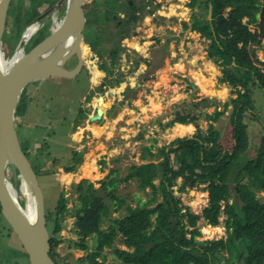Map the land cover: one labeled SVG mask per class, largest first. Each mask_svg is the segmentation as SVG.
Masks as SVG:
<instances>
[{
    "label": "rangeland",
    "instance_id": "1",
    "mask_svg": "<svg viewBox=\"0 0 264 264\" xmlns=\"http://www.w3.org/2000/svg\"><path fill=\"white\" fill-rule=\"evenodd\" d=\"M28 1L24 0V6ZM101 1L87 0L84 13L89 9L94 11L96 7L102 8ZM107 1L111 5L116 4V0ZM202 1L118 0L120 6L116 16L125 19L129 13L128 6H133L134 13L139 17L123 30L114 58L109 57L107 52L101 59L96 56L91 42L93 23L88 20L83 30L84 65L80 73L70 79L48 78L39 88L38 82L25 87L27 105L25 115L18 119L21 123L18 139L22 146L27 147L30 155L26 157L31 165L41 170L37 178L43 191L45 209L50 212L55 210L61 192L68 207L55 235L59 240L55 248L59 264H79L80 259L95 246V235L86 238L85 250L75 245L79 238L78 229L70 213L80 203L78 184L82 190L89 188L90 191H97L104 200L108 217L125 214L123 207L114 211L116 203L99 187L101 181L109 179L107 175L111 169L115 170L110 177L116 181L117 198L135 206L145 203L154 192L157 199L151 206L155 205L161 200L159 179L153 181L154 188L140 189L136 178L125 179L131 167L150 160L158 161L159 148L177 139L192 137L198 129L205 134L210 124L206 115L214 110L224 109L212 123L219 133V146L231 149L230 100L236 95L230 86L220 82L222 67L207 56L210 27L203 28L201 32L189 28L193 17L204 15V10L197 7ZM60 9L52 10L44 18V21H51L49 30L62 19L64 12L61 13ZM182 22L188 27L185 28ZM38 23L24 24V19L21 21L24 30L32 24L36 25L25 46L41 27ZM113 24L114 21L108 19L103 28L111 31ZM110 45L108 43L104 47L107 49ZM1 48L4 54L9 53L8 43H2ZM13 51L5 57L10 58ZM256 53L264 60V40ZM101 63H105L111 73L106 75L98 70ZM73 64L74 57L66 63L69 67ZM117 79L120 82L115 84ZM252 99L253 111L247 113L244 119L250 155L254 154L264 133V95L259 87L252 89ZM226 103L229 105L224 108ZM97 108L102 110V114L100 118L91 120ZM181 115L196 116L197 127L193 124L188 127L178 123L168 125ZM73 157H77L78 161H74ZM71 165L76 166L75 170L65 172L64 167ZM6 173L10 175L9 170ZM181 183L182 179L178 178L172 189L188 211L198 216L191 225V228L199 229L201 235L198 239L225 237L223 212L218 217L217 226L207 224L201 216L208 200L204 186L179 191ZM230 187L233 189L234 185ZM256 194L264 200V192L257 191ZM18 200L23 206L21 195H18ZM107 224L108 220L104 218L101 228ZM9 232L0 239V264H29L28 259L21 255L23 250L17 237ZM113 243L125 248L119 237ZM223 254L231 257L230 264H237L243 252L230 250ZM104 255L109 264L119 263L111 248H105Z\"/></svg>",
    "mask_w": 264,
    "mask_h": 264
},
{
    "label": "trees",
    "instance_id": "2",
    "mask_svg": "<svg viewBox=\"0 0 264 264\" xmlns=\"http://www.w3.org/2000/svg\"><path fill=\"white\" fill-rule=\"evenodd\" d=\"M57 1L29 0L25 6L24 0L10 1L2 36V43H8L9 53L4 56L10 55L20 39L24 30L21 21L24 19V24L31 23ZM94 1L97 3L99 0ZM101 2L102 8L96 7L94 11L89 9L84 14L86 21L93 23L91 42L96 56L101 59L107 52L109 57L114 58L115 50L123 37V30L139 16L134 13L133 6H128V16L121 19L116 16L120 6L118 0L115 5L107 0ZM208 6L211 7L210 19L207 18ZM197 7L204 10V15L193 17L189 28L201 32L203 28L210 27L207 56L222 67L219 80L230 86L236 95L230 100L232 147L222 149L219 146V133L212 123L224 109L214 110L206 115L210 124L205 134L198 129L192 137L177 139L159 148L158 161L150 160L139 166H132L125 179L136 178L140 189L154 188L153 181L159 179L161 200L153 206L151 205L157 199L154 192L145 203L135 206L117 198L116 181L110 177L115 170L111 169L107 175L109 179L101 181L99 187L105 196L116 203L114 211L122 207L125 209V214L118 217L107 216L109 214L104 200L96 190H82V186L78 184L80 203L70 213L78 229L76 247L85 250L86 238L95 235L93 250L87 252L79 264H109L105 260V248L112 249L119 260L118 264H230L231 257L227 258L223 254L230 250L243 252L237 264H264V200L256 194L257 191L264 192V133L254 154L250 155L247 124L244 122L246 114L252 113L254 108L252 89L259 87L264 95V60L258 58L256 53L264 40V0H203ZM64 10L65 6L62 5L60 12ZM44 18L38 20L41 27L24 50L49 32L51 21H44ZM108 19L114 21V29L111 31L103 28ZM182 25L188 27L185 22ZM108 43L112 45L106 49L104 45ZM98 69L107 75L111 73L105 63H101ZM119 82L120 80H115V84ZM26 100L24 89L15 110L14 125L17 134L21 124L18 119L26 112ZM227 105L229 104L226 103L224 108ZM174 123L179 126H195L196 116L181 115L172 119L168 125ZM20 146L26 156L30 155L27 147L21 143ZM147 150L150 151L149 148ZM142 156L145 157L144 154ZM72 159L78 161L77 157ZM31 166L36 175L41 172L38 166ZM75 168V165H71L64 167V170L72 172ZM6 177L10 182L13 181L11 173L9 176L6 173ZM178 178L182 179L179 191L204 186L208 200L201 216L207 224L217 226L218 217L223 212L225 237L198 239L201 235L199 229L191 228L198 216L188 211V207L182 204L172 189ZM231 185H234L233 189ZM67 211L66 198L62 192L56 200L55 210L50 212L45 209L49 254L55 264H59L55 253L59 240L55 235L60 230L61 218ZM104 218H107L108 224L101 228ZM9 231L13 233L0 213V239L10 233ZM117 237L125 248L114 245ZM21 255L27 258L24 250Z\"/></svg>",
    "mask_w": 264,
    "mask_h": 264
},
{
    "label": "water",
    "instance_id": "3",
    "mask_svg": "<svg viewBox=\"0 0 264 264\" xmlns=\"http://www.w3.org/2000/svg\"><path fill=\"white\" fill-rule=\"evenodd\" d=\"M11 0H0V50L5 32L7 11ZM87 0H58L35 18L38 22L54 9L65 6L62 19L49 32L24 50V34L16 47L22 49L12 64L0 67V213L21 244L29 264H55L49 254V232L45 221L43 191L31 163L23 152L15 129V110L25 87L48 78L75 77L82 67L84 57L80 52L83 30L86 25L84 4ZM209 15L211 8L209 6ZM24 43V44H23ZM2 54H4L1 51ZM12 54L10 59L14 57ZM4 56V55H3ZM76 58V64L67 68L66 63ZM102 110L97 108L98 119ZM12 175L10 182L6 171ZM19 178V180H18ZM32 195L33 211L27 210L17 201L22 183Z\"/></svg>",
    "mask_w": 264,
    "mask_h": 264
},
{
    "label": "bare ground",
    "instance_id": "4",
    "mask_svg": "<svg viewBox=\"0 0 264 264\" xmlns=\"http://www.w3.org/2000/svg\"><path fill=\"white\" fill-rule=\"evenodd\" d=\"M36 29V25L32 24L30 26H28L26 28L25 34H24V42L34 33ZM24 44V43H23ZM20 47H16L15 50L13 51L12 54L15 53L14 57L12 59L10 58H6L5 56H3L4 54L1 53V51L3 52L2 48L0 50V67L5 69L7 68L10 64H12L20 55H22V49ZM25 47V44L23 45V48ZM25 49V48H24ZM80 52L82 55H84V47H83V42H80ZM17 195H21L23 197V199L26 202L27 205V210L28 211H33V203H32V195L31 192L29 191V189L27 188V186L24 184V182L21 185V188L19 190V192L17 193ZM17 201L20 204L19 200H18V196H17ZM21 205V204H20Z\"/></svg>",
    "mask_w": 264,
    "mask_h": 264
},
{
    "label": "flooded vegetation",
    "instance_id": "5",
    "mask_svg": "<svg viewBox=\"0 0 264 264\" xmlns=\"http://www.w3.org/2000/svg\"><path fill=\"white\" fill-rule=\"evenodd\" d=\"M75 64H76V58L74 57V64H73V66H74ZM83 65H84V62H83V64H82V67H83ZM73 66H70V67H69V65H66L67 68H72ZM82 67H81L80 71L82 70ZM79 73H80V72H79ZM63 79H64V78H63ZM42 83H43V81L40 82V83H38V84H37V88H39V86L42 85Z\"/></svg>",
    "mask_w": 264,
    "mask_h": 264
},
{
    "label": "crops",
    "instance_id": "6",
    "mask_svg": "<svg viewBox=\"0 0 264 264\" xmlns=\"http://www.w3.org/2000/svg\"><path fill=\"white\" fill-rule=\"evenodd\" d=\"M190 2H191V1H189V3H188L189 6H190ZM210 8H211V7H210ZM208 10H209V6H208ZM208 10H207V14H208V15H207V18L210 19V15H209ZM186 24H187V23H186ZM98 70H99V69H98ZM106 75H107V74H106ZM180 125H181V124H180ZM187 125H190V124H182L181 126L188 127Z\"/></svg>",
    "mask_w": 264,
    "mask_h": 264
}]
</instances>
